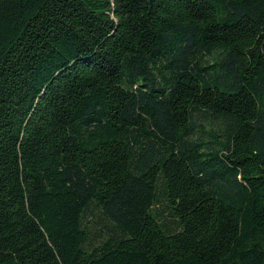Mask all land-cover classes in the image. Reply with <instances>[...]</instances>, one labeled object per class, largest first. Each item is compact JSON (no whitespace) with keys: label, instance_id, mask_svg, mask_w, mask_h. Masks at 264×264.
<instances>
[{"label":"trees","instance_id":"trees-1","mask_svg":"<svg viewBox=\"0 0 264 264\" xmlns=\"http://www.w3.org/2000/svg\"><path fill=\"white\" fill-rule=\"evenodd\" d=\"M0 264H264V0H0Z\"/></svg>","mask_w":264,"mask_h":264},{"label":"rangeland","instance_id":"rangeland-1","mask_svg":"<svg viewBox=\"0 0 264 264\" xmlns=\"http://www.w3.org/2000/svg\"><path fill=\"white\" fill-rule=\"evenodd\" d=\"M167 213V212H166Z\"/></svg>","mask_w":264,"mask_h":264}]
</instances>
